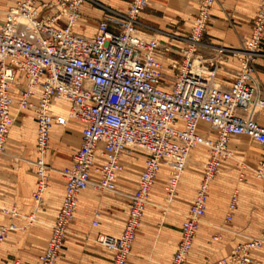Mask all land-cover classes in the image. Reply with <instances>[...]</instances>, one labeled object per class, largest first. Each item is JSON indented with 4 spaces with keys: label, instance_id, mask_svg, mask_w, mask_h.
Returning <instances> with one entry per match:
<instances>
[{
    "label": "built area",
    "instance_id": "2783aa9c",
    "mask_svg": "<svg viewBox=\"0 0 264 264\" xmlns=\"http://www.w3.org/2000/svg\"><path fill=\"white\" fill-rule=\"evenodd\" d=\"M86 1L48 0L39 5L38 0H19L7 10L6 20L0 24V163L16 120L14 105L19 111H35L40 156L34 160L38 182L32 196L40 206L52 169L44 159L52 128L71 121L82 126L81 144L73 162L60 171L66 178L65 194L39 256V264H57L82 190L92 187L118 192V174L124 169L122 156L143 153L144 168L136 191L129 196V216L122 233H101L97 238L114 251L112 264H127L162 165L170 167L165 190L174 196L193 150L205 146L209 158L204 176L170 262L186 264L207 212L211 183L224 158L231 154L232 136H249L264 148V124L257 119L264 110V95L256 67L264 41V0H259L251 36L242 47L218 46L220 54L237 57L240 65L228 87L216 80V62L210 67L199 55L216 0H201L190 34L181 38L180 47L140 30V17L150 0H131L123 10L105 6L96 33H78L74 28L83 20ZM41 9L50 14L43 16ZM164 59L170 61L174 75L165 71ZM22 76L27 78V85L22 88V97L16 99L11 86ZM35 96L37 101H33ZM57 101L70 105L69 114L54 112ZM201 122L210 126L206 136L199 133ZM93 172L99 179L92 177ZM254 172L264 182V152ZM238 200L235 192L228 204L226 223L232 221ZM6 212L18 216L16 207ZM100 215L101 209L96 208L94 226ZM34 218L32 214L30 219ZM16 228L14 223L1 225L0 242ZM263 246L264 229L256 236H247L217 264H254L251 254Z\"/></svg>",
    "mask_w": 264,
    "mask_h": 264
},
{
    "label": "crops",
    "instance_id": "0c3cea01",
    "mask_svg": "<svg viewBox=\"0 0 264 264\" xmlns=\"http://www.w3.org/2000/svg\"><path fill=\"white\" fill-rule=\"evenodd\" d=\"M18 1L0 0V24L6 20L7 10L15 6ZM38 1L40 5L41 2L48 0ZM95 1L98 3L91 0H87L84 3L82 7L83 20L77 22L74 28L76 32L86 36H93L97 31L99 21L106 13L105 6L126 9L131 2V0ZM200 3L201 0H150L140 17L141 24L139 28L148 36L157 37L162 42H167V44H171L174 47H180L182 46L181 38L187 37L190 34L193 19L199 11ZM258 7L259 0H216L214 4L204 35V44L200 48L199 55L207 61L206 65L210 67L213 61L216 62V80L224 87L232 84L240 65L234 56L220 54L217 50L218 46L223 45L230 48L242 47L244 41L251 36L254 17ZM41 13L43 16L50 14L48 10H42ZM65 22V18L60 21L62 25ZM164 63L167 74L170 76L174 75V72L169 67L170 61L164 59ZM256 67L261 82V91L264 95V41L262 55L257 58ZM27 81V78L22 76L18 82L11 86V94L14 98L19 99L22 97V88L26 87ZM37 91L40 93L41 88L38 87ZM37 100L38 96H35L33 101ZM53 109L56 113L67 115L70 111V105L65 101H57ZM13 114L16 120L11 128L7 148L14 150V152L25 151L29 155L34 152V146L37 143L36 113L31 109L19 111L15 104ZM257 119L260 123L264 124V110L257 115ZM63 127L55 125L52 128L51 140L61 142V146H65L62 151L67 160L57 158L51 162L54 163L53 166L57 167L63 162L68 161V164L61 167L68 168L73 162V155L81 144L82 126L75 121H71L67 126ZM78 128H80V133L76 136V143L79 142V146L71 147L70 142L72 140L76 141L72 131H78ZM209 129V124L205 122L200 123L199 133L201 135H208ZM35 136L36 141L32 142L31 139ZM242 136L245 135L232 136L231 141ZM24 141L30 142V144L24 147L26 145ZM193 152L195 156L199 153L204 154L207 162L209 150L205 146L199 145ZM140 157L143 158L141 160V170L137 168L139 167ZM24 159L34 164V160L29 158ZM144 160L145 155L141 152L125 153L122 156L124 169L118 174V192L107 191L110 197L103 202L98 201L96 198L97 194L90 188L82 190L78 206L75 210V218L70 225L57 264H112L114 251L108 249L97 238L101 233L113 236L122 233L129 216V196L137 189L136 186L144 168ZM51 162L47 161L50 166L52 165ZM18 165L13 161L4 162L1 160L0 163V166L3 167L0 169V203L6 206H15L18 210V216L11 217L6 211H1L4 208L6 209V207H1L0 226L12 223L16 225L17 228L10 231L8 233L9 236L11 233L17 232L19 230L18 227L22 225L24 228L26 227L25 230L31 229L32 236L24 240L22 248L19 245L16 248H5L2 254H0V264H16L17 260L21 264H39V256L47 245L62 205L66 178L59 171L54 170L50 174L43 202L36 208L31 195L33 188L37 186V172L34 170H31L29 174H24L22 171L17 172L16 167ZM160 170L168 173L170 172V167L164 164ZM203 176L204 166L201 170V180L197 183L191 180V178H182L180 184L185 185V182H187V185L194 191V196L189 201L188 207L179 208L176 206L173 208V213L176 217L172 215L170 220L162 221L161 225L158 223L149 225L147 229L143 228L144 224L142 221L127 264H170L181 240V227L185 215L194 202ZM92 177L99 179V174L93 172ZM255 178L257 177L255 176ZM222 180L223 177L218 176L215 188H218ZM215 199L216 197L212 195V205ZM209 201L210 196L208 207ZM221 201L228 207L227 198ZM99 205H101V215L98 218L99 223L95 226V230H90V227L93 225L94 211L96 208H99ZM207 212L205 216H207ZM32 214H35L33 220L30 219ZM223 219L224 210L216 218V222H221ZM201 226L202 223L196 234L194 245L186 264H215L216 261L229 255L237 244L244 242L247 236L260 234L264 229L263 186L254 182V180L243 182L234 217L231 222L224 225V228H217L219 233L221 232V235L218 239L214 237V240L217 241L216 244H211L206 237L201 238V236H198ZM33 236H38L39 239ZM251 255L254 259V264H264V246L254 250Z\"/></svg>",
    "mask_w": 264,
    "mask_h": 264
},
{
    "label": "rangeland",
    "instance_id": "374dc122",
    "mask_svg": "<svg viewBox=\"0 0 264 264\" xmlns=\"http://www.w3.org/2000/svg\"><path fill=\"white\" fill-rule=\"evenodd\" d=\"M235 59H237V57H235ZM75 122L79 123L77 121ZM72 133H74V137L76 141L74 142L72 140L70 142L71 143L70 145L71 147L72 146L77 147L79 146V142L76 143L77 142L76 136L79 135L80 128H78V131L73 130ZM31 141L35 142L36 136L34 138L32 137ZM24 143H26L24 147L30 144V142H27V141L26 142L24 141ZM61 145H62L61 142H54L51 140V146H49L48 151L44 154V159L46 162L55 161V159L57 158H60V159L64 158L67 160L66 156L63 155V151H62V149L65 146L62 147ZM34 147H35L34 152L32 153L30 152L31 154L29 155L25 151L14 152V150H10L7 148V151L4 154L2 161L4 162L13 161L15 164H19L16 167L17 172L22 171L24 172V174L26 173L29 174L31 170H34L37 172V167L34 165L35 162L34 164H32L24 159V158H29L32 160H36L38 156H40L37 150V147L36 146ZM229 148L231 150L230 156H227L226 158H224L223 166L221 167V169L219 170L216 177L211 183L210 192H209L210 201H209L207 216L203 218L201 230L199 231V234H198V236L199 237L201 236V238L203 237L208 238L211 244H216L217 241L214 240V237L221 235V232L219 233L217 228H220V227L224 228L225 227L224 225L227 224L225 218H226L228 207H226L223 201L221 200L222 199L225 200V198H227V203L229 204V201L235 192H237L238 195L240 196V193L242 191L243 182H247V181L251 182V180H254V182L258 183L259 185H262L264 188V182L255 178V172H254V169L257 166L258 160L260 159V157L262 156L264 152V148L260 144L255 142L249 136H242L239 138H235L232 141L230 140ZM22 149L24 150L23 147ZM193 153L191 154L188 160L187 167L184 173L182 174L181 180L182 178L183 179L191 178V180L197 183L198 181L201 180V170H202V167L205 166L206 156L202 153H199V154L197 153L198 155L195 156ZM142 159H143L142 157L139 158L140 160L138 163L139 167H137L140 170H141V160ZM51 164H52L51 165L52 169L50 170L49 175L53 173L54 170H57L59 172L64 170L65 168H61V167L64 166L65 164H68V161L63 162L60 166H57V167L53 166L54 164L53 162H51ZM1 166H0V169L3 168ZM60 174L64 176L61 172ZM169 174L170 172L167 173L164 170H160L159 172V175L156 180V184L155 186H153L152 192L150 194L149 203L146 207V211H145V215L143 219V224H144L143 228L145 229H147L149 225H152L155 223H158L159 225H161L162 221L164 222L165 220L166 221L170 220V217L172 215L173 216L175 215L173 213L174 211L173 208L176 206L179 208L188 207L189 201L194 196V191H192L191 187H189V185H187L188 183L185 181H184L185 185L179 184L177 188V193L174 196L168 195L165 190V186H166ZM218 176H222L223 180L220 182L221 184L218 186V188H215V182L216 180H218ZM90 189L93 190L95 194H97L96 198L98 199L99 202H103L104 200L110 197V194H108L107 191L94 189L92 187ZM212 195L216 197L213 205L211 204ZM33 201H34V198H33ZM34 206L36 208L38 207L35 201H34ZM100 206L101 205H99V208ZM1 207H6V209L5 208L2 209ZM14 207L15 206H12V205L6 206L0 203V208L2 209L1 210L2 212L6 211L7 209H12ZM223 210H224V219L221 222H216V218L220 216ZM25 228L24 226L20 225V227H18L19 230L17 232L11 233L7 237L6 240L4 239L3 241L0 242V254H2V251L5 248H16L19 246L20 248H22V244L24 243V240L32 236L31 229L25 230ZM90 230H95V226L92 225L90 227ZM38 236L37 237L33 236V237L39 239ZM217 262L218 261H216L215 264H217Z\"/></svg>",
    "mask_w": 264,
    "mask_h": 264
}]
</instances>
